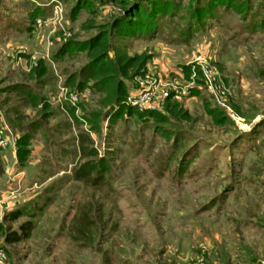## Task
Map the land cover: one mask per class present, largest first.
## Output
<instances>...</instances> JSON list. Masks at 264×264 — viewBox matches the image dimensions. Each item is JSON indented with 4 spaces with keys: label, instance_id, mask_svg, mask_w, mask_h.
I'll return each instance as SVG.
<instances>
[{
    "label": "rangeland",
    "instance_id": "1",
    "mask_svg": "<svg viewBox=\"0 0 264 264\" xmlns=\"http://www.w3.org/2000/svg\"><path fill=\"white\" fill-rule=\"evenodd\" d=\"M172 1L174 15L161 19L159 36H107L119 50L152 56L146 73L164 83L144 104L167 114L171 97L186 115L160 123L139 118L134 107L112 125L103 118L94 131L60 106L77 93L87 108L78 109L79 116L105 110L98 93L79 90L76 82L65 86L66 73L81 70L87 57L55 61L54 55L68 41L107 32L125 8L104 0L94 15L84 9L74 19L76 0H0V118L15 147L24 137L31 150L21 166L0 145V264H193L204 244L206 264H264V0H224L215 7L213 0ZM90 17L96 26L85 30ZM204 56L213 67H205ZM41 60L52 66L45 83L32 71ZM206 76L215 83L213 94ZM16 84L39 96L12 91ZM210 108L225 119L215 120ZM81 132L97 157L80 153ZM102 157L113 167L106 184L72 177L82 162ZM17 207L24 215L6 221ZM28 220L31 237L13 241Z\"/></svg>",
    "mask_w": 264,
    "mask_h": 264
},
{
    "label": "trees",
    "instance_id": "2",
    "mask_svg": "<svg viewBox=\"0 0 264 264\" xmlns=\"http://www.w3.org/2000/svg\"><path fill=\"white\" fill-rule=\"evenodd\" d=\"M76 6L73 8L72 17L75 19L79 13L86 9L91 11V15L95 14L96 3L102 2L104 0H76ZM112 1V0H111ZM119 1L125 11L122 18L110 24V30L107 32H100L91 39L78 42L77 40H71L64 43L59 50H57L54 55L55 61H62L68 57L78 56L79 53L85 54L88 61L86 65L78 72H67L66 76L68 79L65 82V86L69 83L76 82L78 84L79 90L89 89L91 93H98L101 95V107L105 110L101 111H89V113L83 112L82 116H79L78 109H83L86 111V107H82L81 102L76 105L71 104L69 101L64 100L60 103V106L69 115L72 120L77 122L87 123L92 130L99 131L102 126L103 118L109 120V123L114 124L119 118L125 115H133L136 109L126 103L127 97L130 90L134 88V79L139 75H144L148 70V64L151 59V55L148 52L130 54L125 49L119 50L112 44V41L108 38V32L115 34L116 36H126L134 38H155L159 36L158 33L163 29V25L160 24L161 19H165L167 15H174L175 6L172 0H133L132 5L128 7L130 0H116ZM225 4L224 0H213V6L216 3ZM173 4V5H172ZM200 8H196L190 17L189 30L196 19L200 17ZM178 12V10H177ZM34 16L37 14L33 13ZM196 18V19H195ZM179 19L186 20L185 17L181 16ZM195 19V20H193ZM162 25V28H161ZM96 26L95 19L90 17L82 24V28L89 30ZM159 31V32H158ZM187 32V31H186ZM112 51L115 54L112 55ZM78 54V55H77ZM52 61V60H51ZM41 68H33V74L36 72L37 77L42 80V83L46 82V79L52 72V66L47 64L45 60H41ZM54 62V61H53ZM80 80H79V79ZM202 83L204 80H201ZM133 84V85H132ZM12 91L26 92L25 94L32 96L33 98L38 97V93L34 91L28 84H16L12 86ZM171 97L167 100L165 109L166 112L160 110H146L145 112H140L138 110V117L141 119H146L147 117H152L160 123H169L171 116H185L186 111L183 110L178 103H172ZM46 111L51 108V102L44 98L42 103ZM138 109V108H137ZM211 109V108H210ZM213 118L219 122L225 119L226 115L220 110H210ZM104 116V117H103ZM162 127V126H161ZM159 128L165 135H169L165 128ZM31 133V131H29ZM28 140L24 137L18 142L17 149V159L18 164L24 165V154L31 153V150L25 149V144ZM88 141L90 137L84 132L78 134V147L80 153L85 158L97 157V149L87 148ZM2 156L0 155V160ZM0 165V173L3 172ZM112 166L108 163L106 158H94L88 159L82 162L78 168L73 171L72 177L75 180H85L96 185H104L108 182V175L112 171ZM24 210L19 207L9 211L6 216V221H16L24 215ZM83 221H89L88 216L82 217ZM3 226V225H2ZM34 228V223L32 220H28L21 224L19 230L13 232V241H20L31 237L32 230ZM8 239V236H6Z\"/></svg>",
    "mask_w": 264,
    "mask_h": 264
},
{
    "label": "built area",
    "instance_id": "3",
    "mask_svg": "<svg viewBox=\"0 0 264 264\" xmlns=\"http://www.w3.org/2000/svg\"><path fill=\"white\" fill-rule=\"evenodd\" d=\"M55 12L58 14L59 12L62 11L61 8V2H57L55 4ZM38 23L42 24L43 23V19L39 18L38 19ZM208 64V66H205L206 68L208 67H213L211 64V61H209V59H211L209 56H204L203 58ZM212 71V70H211ZM206 75V72H204ZM206 82L209 85V88L212 90V94L213 91H216V87H215V83L212 81L211 78H209L208 76H206ZM164 83L162 78H152L150 76V74L145 73L144 75H140L138 77L137 80V86L135 87V89L133 90L132 93H130L127 97L126 103L130 106L136 107L139 110H156L157 108L155 106L152 105H145L144 101H147L148 99H151V97H155L157 96L159 87ZM173 86L175 87V89H181V86H179L176 83H173ZM63 91H68L67 88H63ZM190 89H184L183 90V95H189L190 93ZM79 95L76 93L70 94L68 96H64L63 99L67 100V101H71L72 104H77ZM0 145L3 148V150H7L8 148H10V146L13 145V147L15 148V145L11 142L8 133H5L3 130H6L7 132L10 130V128L8 127V125L4 122L3 118H0ZM19 173V172H18ZM20 175V173H19ZM8 194L16 196L17 191L16 190H12L9 191ZM1 225H2V220L0 218V230H1ZM206 249H208L207 245H202L200 251L202 252L200 255H198L194 261L193 264H206L205 260V254L203 253ZM0 255H5V251L2 247H0Z\"/></svg>",
    "mask_w": 264,
    "mask_h": 264
},
{
    "label": "crops",
    "instance_id": "4",
    "mask_svg": "<svg viewBox=\"0 0 264 264\" xmlns=\"http://www.w3.org/2000/svg\"><path fill=\"white\" fill-rule=\"evenodd\" d=\"M8 150H10V152L11 153H13V155H14V157H15V161H14V163H16V162H18V159H17V148L15 147H13V145L12 146H10V148H8L6 151H2L4 154V156L6 155V152H8Z\"/></svg>",
    "mask_w": 264,
    "mask_h": 264
}]
</instances>
